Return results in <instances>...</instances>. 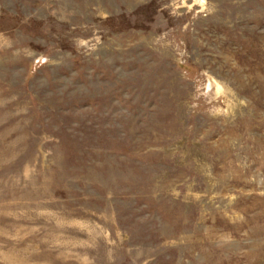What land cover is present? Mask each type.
I'll list each match as a JSON object with an SVG mask.
<instances>
[{
  "label": "rangeland",
  "instance_id": "obj_1",
  "mask_svg": "<svg viewBox=\"0 0 264 264\" xmlns=\"http://www.w3.org/2000/svg\"><path fill=\"white\" fill-rule=\"evenodd\" d=\"M0 264H264V0H0Z\"/></svg>",
  "mask_w": 264,
  "mask_h": 264
},
{
  "label": "bare ground",
  "instance_id": "obj_2",
  "mask_svg": "<svg viewBox=\"0 0 264 264\" xmlns=\"http://www.w3.org/2000/svg\"><path fill=\"white\" fill-rule=\"evenodd\" d=\"M215 84H216V88H217L218 91H219L220 89H222L221 86H220L218 83H215Z\"/></svg>",
  "mask_w": 264,
  "mask_h": 264
}]
</instances>
